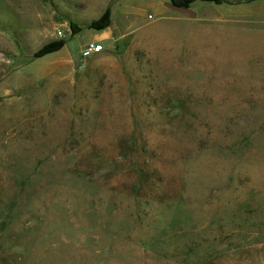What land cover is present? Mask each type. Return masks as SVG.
Listing matches in <instances>:
<instances>
[{
    "label": "rangeland",
    "instance_id": "rangeland-1",
    "mask_svg": "<svg viewBox=\"0 0 264 264\" xmlns=\"http://www.w3.org/2000/svg\"><path fill=\"white\" fill-rule=\"evenodd\" d=\"M174 1L0 0V264H264V0Z\"/></svg>",
    "mask_w": 264,
    "mask_h": 264
},
{
    "label": "trees",
    "instance_id": "trees-1",
    "mask_svg": "<svg viewBox=\"0 0 264 264\" xmlns=\"http://www.w3.org/2000/svg\"><path fill=\"white\" fill-rule=\"evenodd\" d=\"M195 0H178V1H174L172 3L176 4V5H180V6H185V7H189L190 5L194 2ZM205 2H214L213 0H203ZM94 27H96V29H98L99 31L106 29L109 26V17L106 16L104 17L102 20L95 22L94 24H92ZM65 45L64 41H57V42H53L51 43L49 46L45 47L37 57H43L45 55L54 53L59 51L60 49H62Z\"/></svg>",
    "mask_w": 264,
    "mask_h": 264
},
{
    "label": "built area",
    "instance_id": "built-area-1",
    "mask_svg": "<svg viewBox=\"0 0 264 264\" xmlns=\"http://www.w3.org/2000/svg\"><path fill=\"white\" fill-rule=\"evenodd\" d=\"M58 35L61 37H65V33L63 30L59 29L58 30ZM103 51V46L101 44L98 43H88L84 50L82 51V55L84 58H88L91 57L92 55L96 54V53H100Z\"/></svg>",
    "mask_w": 264,
    "mask_h": 264
},
{
    "label": "water",
    "instance_id": "water-1",
    "mask_svg": "<svg viewBox=\"0 0 264 264\" xmlns=\"http://www.w3.org/2000/svg\"><path fill=\"white\" fill-rule=\"evenodd\" d=\"M166 6L171 9L172 11L180 14V15H183L185 17H188V18H191V19H194L196 18V12L194 10H192L191 8L189 7H185V6H180V5H176L172 2H169L166 4Z\"/></svg>",
    "mask_w": 264,
    "mask_h": 264
},
{
    "label": "bare ground",
    "instance_id": "bare-ground-1",
    "mask_svg": "<svg viewBox=\"0 0 264 264\" xmlns=\"http://www.w3.org/2000/svg\"><path fill=\"white\" fill-rule=\"evenodd\" d=\"M97 54V53H96Z\"/></svg>",
    "mask_w": 264,
    "mask_h": 264
}]
</instances>
